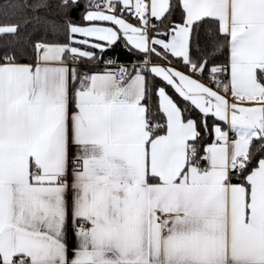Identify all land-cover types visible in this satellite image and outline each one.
Returning <instances> with one entry per match:
<instances>
[{
    "label": "snow or ice",
    "instance_id": "snow-or-ice-1",
    "mask_svg": "<svg viewBox=\"0 0 264 264\" xmlns=\"http://www.w3.org/2000/svg\"><path fill=\"white\" fill-rule=\"evenodd\" d=\"M29 7L56 39L17 52ZM4 13L0 264H264V0Z\"/></svg>",
    "mask_w": 264,
    "mask_h": 264
},
{
    "label": "trees",
    "instance_id": "trees-1",
    "mask_svg": "<svg viewBox=\"0 0 264 264\" xmlns=\"http://www.w3.org/2000/svg\"><path fill=\"white\" fill-rule=\"evenodd\" d=\"M13 2V0H0V25L9 22V18L6 17L4 13V6L7 3ZM19 3H27L29 5L38 3L39 0H18ZM83 2V0H82ZM34 15L46 16L49 20L58 21L60 18L52 14V10H36L33 12L31 7L25 9L22 13H18L16 16L12 17L13 22H19V39L15 44L11 45L12 50L19 52L23 50L25 52H31L30 45L39 39H46L48 41H53L56 39V35L52 32L51 28L43 22L37 23L34 19ZM74 19L76 21L80 20L78 13H73ZM203 38V34H202ZM8 39L6 37L0 36V52H2L6 47H8ZM108 55L116 58L121 63L128 64L133 57L122 47H116L115 49L109 51ZM193 58H196L197 53L195 48L192 51ZM20 62H27L26 60H21ZM156 98L153 97V105L148 112V119L152 122H157L160 117L156 114ZM210 142V139L208 140Z\"/></svg>",
    "mask_w": 264,
    "mask_h": 264
}]
</instances>
